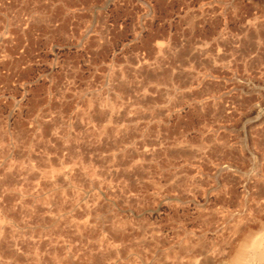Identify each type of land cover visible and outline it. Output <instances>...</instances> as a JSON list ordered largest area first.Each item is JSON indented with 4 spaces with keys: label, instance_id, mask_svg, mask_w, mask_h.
<instances>
[{
    "label": "rangeland",
    "instance_id": "374dc122",
    "mask_svg": "<svg viewBox=\"0 0 264 264\" xmlns=\"http://www.w3.org/2000/svg\"><path fill=\"white\" fill-rule=\"evenodd\" d=\"M134 1L94 137L0 87V264H264V0Z\"/></svg>",
    "mask_w": 264,
    "mask_h": 264
},
{
    "label": "built area",
    "instance_id": "2783aa9c",
    "mask_svg": "<svg viewBox=\"0 0 264 264\" xmlns=\"http://www.w3.org/2000/svg\"><path fill=\"white\" fill-rule=\"evenodd\" d=\"M109 14L107 0H0V76L9 78L0 87L12 96L28 82L56 87L63 75L69 83L73 60L80 52L91 58L95 30Z\"/></svg>",
    "mask_w": 264,
    "mask_h": 264
},
{
    "label": "crops",
    "instance_id": "0c3cea01",
    "mask_svg": "<svg viewBox=\"0 0 264 264\" xmlns=\"http://www.w3.org/2000/svg\"><path fill=\"white\" fill-rule=\"evenodd\" d=\"M91 1L96 3V0H82L86 4ZM99 1L102 3L105 0ZM126 1L119 0V4L113 6L111 13L112 20L119 26L121 35L125 32L123 29L126 30L128 26V13L123 5ZM134 2L137 3V0ZM139 18L140 16L137 15L136 19ZM96 29L98 30V28ZM95 33L99 38L95 37L90 43L91 58H87L84 52L78 53L76 59L73 60V71L69 83L66 84L64 76L60 75L56 87L41 81L39 87L28 89V93L33 94L28 97L30 100L28 109L32 108L35 100L37 102L40 99V104L46 109L44 112L47 116L46 120H51V123L47 124L45 133L47 141L57 140L55 138L57 135L60 137L70 135L72 139H79L82 135V138L87 139L94 137L96 124L94 110L105 106V104L96 101L95 94L105 89L104 81L106 82L107 77L112 75L116 67L121 68V64H123L121 58L124 55L116 50L111 52L112 42L108 32ZM97 39L100 42L97 43ZM97 46L102 49L101 55L98 56ZM35 92L38 93V96L35 95ZM26 120L30 121L31 119L26 118ZM49 147L47 144L43 147V152L47 155L53 154L57 150Z\"/></svg>",
    "mask_w": 264,
    "mask_h": 264
},
{
    "label": "bare ground",
    "instance_id": "6f19581e",
    "mask_svg": "<svg viewBox=\"0 0 264 264\" xmlns=\"http://www.w3.org/2000/svg\"><path fill=\"white\" fill-rule=\"evenodd\" d=\"M218 198V197H217Z\"/></svg>",
    "mask_w": 264,
    "mask_h": 264
}]
</instances>
